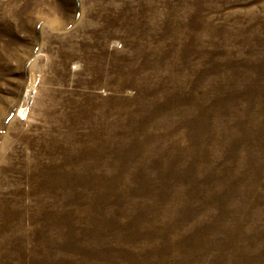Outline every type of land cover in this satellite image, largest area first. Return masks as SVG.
Masks as SVG:
<instances>
[{
  "label": "rangeland",
  "instance_id": "rangeland-1",
  "mask_svg": "<svg viewBox=\"0 0 264 264\" xmlns=\"http://www.w3.org/2000/svg\"><path fill=\"white\" fill-rule=\"evenodd\" d=\"M0 264H264V0H0Z\"/></svg>",
  "mask_w": 264,
  "mask_h": 264
}]
</instances>
